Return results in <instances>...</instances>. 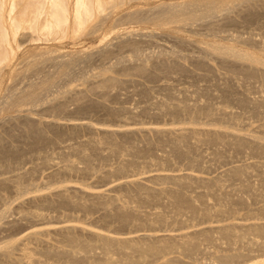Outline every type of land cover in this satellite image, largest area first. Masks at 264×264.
Masks as SVG:
<instances>
[{"label": "rangeland", "instance_id": "obj_1", "mask_svg": "<svg viewBox=\"0 0 264 264\" xmlns=\"http://www.w3.org/2000/svg\"><path fill=\"white\" fill-rule=\"evenodd\" d=\"M15 1L17 2L15 13L17 17H20V13L23 12V10L20 11L21 8L23 9V0ZM181 1L183 0H124L120 5L118 0H115L114 2L111 1L115 7L106 8L102 17H99L98 12H94V21L88 23L81 32L75 30L74 33L75 27L71 16V27L66 34L62 32L63 35L58 33L49 36V38L47 35H41L43 33L40 34V31L34 33L33 30L26 28L23 29V32L25 31V35L28 34L29 37L22 35L23 32L18 37L11 36L10 44L14 50L12 59L10 63L0 65V146L20 149V152L18 151L20 154L14 156L16 158L8 156L5 159V166H3L5 162L2 164L3 160L0 161L2 165L0 178L8 176V178L16 179L21 175L17 182L26 188H23L25 189L24 192H19L22 195L12 187L0 188V245H5L15 239L24 240L25 236L33 230L55 229L62 226H72L78 229V231L75 229L77 231L75 232L81 238L84 237L83 239H93L95 236L92 237V234L94 235L95 232L120 238L152 234L179 235L209 226L208 228L213 229L210 233L213 239L201 240L197 250L192 254L189 255L188 251H183L177 246V248L170 249L165 258L158 260L155 258L157 262L153 258L152 261H142L143 263L138 264H162L167 258L173 259L171 264H222L218 256L225 252L240 253V256L231 259L232 261L230 260L227 264H252L257 260L264 261V235L259 236V234L248 231L247 228L245 230L242 225L245 224L246 226L252 222L264 223L263 155L250 150L248 145L249 150L246 146H244L245 149L244 147L238 149L235 146L234 150L232 144L224 143L225 145H222L223 142L219 144V142L211 141H203V143L199 141L200 143L197 144L194 142L196 140H193L194 138L190 141L191 144L194 142L193 145L186 144L189 151L185 144L184 147H182L183 145L180 146L181 151L179 147L172 150L176 146L171 143V140H168L169 138L157 137L152 132L149 133L148 137L142 133L118 134L107 140L106 137L103 138L102 136L104 129L180 127L182 122L183 125H189L190 119L196 116L198 112L200 114H197V122L201 128H214L215 124L220 127L223 124L229 129L233 126L232 131L236 130L235 132L239 131L238 133L244 135L258 133L259 130L264 131V103L256 107L251 100L252 97L256 99L260 98L261 95L264 96V80L260 76L248 75L242 61L224 59L207 49L208 43L221 44L233 46L256 57L264 58V0H255L254 2L250 0L252 2L246 1L245 4L244 0H237L231 3L226 11L224 9L213 15H201L191 23L158 26L150 20L154 13L160 14L158 12L160 11L159 6ZM73 3L74 0H71V8ZM229 8L231 11L228 10ZM7 10L9 11V6ZM18 11L19 14H17ZM132 16L136 17L133 18ZM46 52H50L52 60L49 59L50 56ZM45 55L48 57L47 60ZM74 56L75 63L69 73L70 75H58L60 72L58 60ZM147 57L150 61L147 60ZM122 59H124L123 63H119ZM41 60H43L42 63ZM37 63L39 67L32 69L31 65H37ZM143 65L148 68L139 72L137 67ZM105 68H112L109 70L108 76L116 77V87L96 88V85L99 86L104 78L96 73ZM48 76L52 79L55 78V83L50 85V90L48 88H46L47 91L42 90L43 94H46L45 96L42 94L44 98L40 94L43 100L47 97L48 100H44L45 102L35 108L30 104L21 106V109L10 105L9 100L12 94L23 92L25 87L28 89L29 83L41 82ZM93 86L96 87L93 88ZM68 88H74V90L69 91ZM65 90L69 92H65ZM63 92L65 95L62 94ZM52 95H56L57 98L52 97ZM6 103H8L7 106ZM89 103L102 104L100 106L93 105V107L87 106ZM81 104H85L86 107L80 108ZM166 104L187 106L189 111L183 112L184 114L181 113V115L162 111L161 106ZM199 107L203 109L205 107V111ZM208 108L212 113H215L207 115ZM223 109H227L232 116L220 117L221 115L217 113ZM28 120L38 122L41 125L44 124L45 134L42 130L41 133L42 136L48 135L45 137L46 140L38 141L35 139L37 133L35 136L31 132L29 133L30 123H27ZM45 123H55L59 127L50 128ZM79 124L89 125L97 132L83 127L73 131L62 127L78 126ZM125 124L126 126H124ZM259 126L263 128L261 129ZM261 134L264 135V133ZM92 138H97L100 143L102 142V144L99 143L101 146H96L92 142ZM113 141L115 144L118 143L117 149L114 147ZM133 146H139V153H136V150L132 151ZM111 148L112 151L113 148L116 150L112 152L110 151ZM240 149L242 150L240 151ZM184 150L187 151L184 153ZM179 153L181 154L179 155ZM84 155H88L91 160L89 158L86 160ZM87 161L90 162L87 163ZM8 162L10 163L8 164ZM12 162L13 164H11ZM70 162L75 163L76 167L78 166L77 169L66 171L62 168ZM50 163L55 165L50 167ZM86 164L89 167L92 166L90 167L92 169L88 168ZM119 166H122L123 170L119 169ZM235 167L244 168L245 174L240 177L232 175L230 171ZM53 171L58 173L51 174ZM157 173L184 174L197 178L195 181L200 179L201 182L194 183L195 186L194 184L185 186L183 183L181 185L172 179L166 180L164 178L166 181L164 179L158 181L157 178L152 180L149 177ZM131 180H139L141 185L136 183V187L134 183L122 185L123 187L117 185ZM204 181L212 182L207 185L203 184ZM64 187L65 189L66 187L67 189L70 188L71 190L68 189L70 193L79 190V193L76 194L77 197L74 193L71 194L78 200L83 198L81 201L86 203L87 195L90 193L101 192L108 202L117 196L118 199H112L115 201L113 204L118 203L123 207H130L129 205H131V207L137 208L138 212L140 210V213H135L134 216H130V219H126L122 216L119 217L114 212L115 215L112 213L106 215L105 210H103L105 209L104 204H98L97 207L95 205L86 211L81 206L79 208L78 206L69 205L68 207L60 204L53 206L44 200L31 201V198L36 194L52 193L48 197L50 202L56 203V195H53V192L56 189H64ZM27 188L30 189L29 192ZM73 188L78 189L73 190ZM152 188L156 189V195L161 193L157 195V198L149 195V189L153 190ZM159 188H163L164 192L162 193ZM179 189L191 196L193 204L199 211L197 214L185 208L180 213L178 212V207L173 203L170 194L175 190L179 191ZM80 190L82 191L81 194L85 196H80ZM21 204L23 205L20 206ZM47 204L51 206L49 207ZM6 207L7 209L10 207V209L3 216L2 212ZM225 207L227 212L224 211L226 210ZM206 208L211 214L204 217L202 211H205ZM20 210H39L44 212L46 216L43 217V220L37 217H28L25 220L18 214L21 213ZM155 212H160L164 216V221L160 224L151 220L156 215ZM15 219L20 221L16 220L15 222ZM235 224L244 227L239 228V230L250 232L245 239H239L235 236L223 237L214 228ZM63 234L60 232L50 233L41 235L39 238L52 246L55 245L56 248H64L65 246L66 249H71L72 247L67 244ZM42 236H45V239ZM28 240L27 242L24 240L23 246L20 245L14 249L13 256L18 258L23 250L21 248L26 245L31 249L33 248L34 252L37 251L36 254L34 253V257L42 261L41 264L48 262V264H66L65 260L68 256L60 258L54 257L52 254L44 255L43 246H37L36 239ZM90 252L94 254L92 255ZM90 252L85 253L80 250L78 256L81 257L83 253V258L76 261H80L79 264H89L91 261V264L96 256L103 255V249L97 245ZM113 252L116 254L115 257L119 256L118 252ZM86 254L89 258L87 256L84 261ZM90 255L95 256L88 262L92 258ZM78 262L74 263L78 264Z\"/></svg>", "mask_w": 264, "mask_h": 264}, {"label": "bare ground", "instance_id": "obj_2", "mask_svg": "<svg viewBox=\"0 0 264 264\" xmlns=\"http://www.w3.org/2000/svg\"><path fill=\"white\" fill-rule=\"evenodd\" d=\"M20 1V0H19ZM111 1H115V0H111ZM111 1H107V0H74V3H73V6L71 8V0H23L21 3L23 4V9L21 8L20 11L23 10L22 13H20V17H17L16 16V4L17 2L15 0H11L10 1V4L8 5L9 3V0H0V65L1 64H8L10 63L11 59H12V56H13V53H14V50L12 49L11 47V44H10V38L11 36H13L14 38L15 37H18L19 34L21 32H23V29H31L34 31V33L37 31H40V34L41 32L43 34L41 35H47L48 37L49 36H52V35H56L58 33H61L62 32L64 34H66L70 27H71V16L73 17V25L75 27L74 29V33L76 31H83L87 24L94 21L93 18H94V12H98L99 14V17L103 16V12L106 10V8L108 7H112L114 5V3H112ZM120 0H118L119 2ZM124 0H121L119 3L120 5L122 4L121 2H123ZM234 1H237V0H183L181 2H178V3H170V4H167V5H161L159 6V10L158 12H160V14H157V13H154L152 17H150V20H152L155 24H157L158 26H168V25H171L173 23L175 24H179V23H191L193 20H196L198 19L199 16L201 15H204L206 16L207 14L208 15H213L215 14L217 11H221V10H224L226 11V8L230 6L231 3H233ZM246 1H249L250 0H244V4L247 3ZM255 0H253L254 2ZM252 2V1H250ZM263 3V2H262ZM253 5V3H251ZM250 4V5H251ZM118 5V4H117ZM249 5V6H250ZM8 6H9V11L7 10L8 9ZM115 7V6H113ZM157 8V7H156ZM231 8H229L228 10H230ZM73 11V13H72ZM156 11V10H155ZM231 11V10H230ZM108 12V11H107ZM148 13V12H147ZM218 13V12H217ZM250 13V12H249ZM19 14V11L18 13ZM97 14V13H96ZM111 14V13H110ZM140 14V13H139ZM145 14V13H144ZM132 15V14H131ZM134 15H136L134 13ZM151 15V14H150ZM106 16V15H105ZM146 16V14H145ZM133 17V16H132ZM136 17V16H135ZM133 17V18H135ZM149 17L147 19H149ZM203 17V16H202ZM127 18V17H126ZM139 18V17H138ZM144 18V17H143ZM246 19V18H245ZM101 20V19H100ZM103 22H104V19H102ZM99 24V23H97ZM181 24V25H182ZM188 25V24H187ZM179 27V26H178ZM76 30V31H75ZM91 30V29H90ZM94 30V28H93ZM24 34L22 35H25V31L23 32ZM33 33V32H32ZM33 33V34H34ZM90 33V32H89ZM37 35V34H36ZM63 35V34H62ZM29 37V35H25V37ZM43 37V36H42ZM46 37V36H45ZM50 38V37H49ZM53 38V37H52ZM26 39V38H24ZM35 40V39H34ZM47 40V39H46ZM61 40V39H60ZM129 40V39H128ZM131 40V39H130ZM207 49L209 52H214L216 54H218L219 56H221L222 58L224 59H232L233 61L236 60L237 62L239 61H242L243 65H245V68L247 70V73L248 75H256V76H260L263 80H264V58L262 57H256L255 55L249 53V52H245L243 50H240L238 48H235L233 46H225V45H221V44H209L207 45ZM45 53V52H44ZM49 56H50V52H46ZM40 54H43V53H40ZM144 54V53H143ZM213 54V53H212ZM78 55V54H77ZM39 56H43V55H39ZM38 56V57H39ZM52 56H53V53H52ZM60 56V55H59ZM44 57V56H43ZM46 57V55H45ZM58 57V56H57ZM134 57V56H132ZM144 57V56H143ZM170 57V56H169ZM40 58V57H39ZM48 57H46V60H47ZM130 58V57H129ZM135 58V57H134ZM182 58V57H180ZM49 59H53L50 58ZM74 59H75V56L74 57H70V58H67V59H63V60H58L59 63V74H69L71 72V69L73 68V64L75 63L74 62ZM77 59V58H76ZM36 60V58H35ZM55 60V59H54ZM121 60V59H120ZM123 60L119 63H123ZM129 60V59H128ZM147 60L148 57H147ZM146 60V62H147ZM158 60V59H157ZM37 61V60H36ZM45 61V59H44ZM61 61V62H60ZM130 61V60H129ZM150 61V60H149ZM29 62V61H28ZM31 62V61H30ZM38 62V61H37ZM43 62V60H41V63ZM46 62V61H45ZM117 62V61H116ZM115 62V63H116ZM137 62V61H136ZM39 62V64H41ZM241 63V62H240ZM84 64V63H83ZM106 64V63H105ZM38 65V63H37ZM36 64H32L31 65V68L32 69H37V67H39V65L37 66ZM77 65V64H76ZM4 66V65H3ZM112 66V65H111ZM145 65H143L142 67L139 66L137 67V69L139 70V72L141 71H145L144 68H146V66L144 67ZM171 67V66H170ZM103 68H104V65H103ZM148 68V67H147ZM146 68V69H147ZM136 69V68H135ZM166 69V68H165ZM109 70H112V68H105L103 70L100 69L101 72H98L96 73L97 75H101L103 76L104 78L101 80V82L99 83V86L96 85V86H93L98 88H112L114 87L116 84H117V81H116V77L113 78V77H109L108 76V72ZM147 71V70H146ZM233 73V72H232ZM239 73V72H238ZM70 75V74H69ZM67 76V75H66ZM79 76V75H78ZM90 77V76H89ZM94 77V76H93ZM96 78V77H95ZM55 78H50V76H48L46 79H43L41 82H38V83H29V86L27 87L28 89H26L25 87V91L22 90L23 92H20L18 94H12V96L10 97V105L12 104L13 106H16V107H21L23 105L26 106V104H30L32 107H36V106H40L41 103L45 102L44 100H48V97L46 99L43 100V96H45L43 93L42 90H46V88H50L52 86V83L54 82ZM69 81V80H68ZM119 82V80H118ZM55 83V82H54ZM98 83V82H97ZM84 84V83H83ZM51 85V86H50ZM116 87V86H115ZM66 89V88H65ZM72 89L74 90V88H68L67 90L69 91H72ZM91 89V87H90ZM50 90V89H49ZM42 93H41V92ZM47 91V90H46ZM69 91H66L65 92H69ZM40 92V93H39ZM42 96L43 94V98L40 96ZM60 94V93H59ZM63 95L64 92L62 93ZM244 94V93H243ZM49 96V95H48ZM54 95H52L53 97ZM58 96V94H57ZM57 96L55 95L54 97L57 98ZM60 96V95H59ZM52 97L50 98V100L52 99ZM262 97V95H261ZM256 98V99H253L252 97V102L255 104L256 107L262 105L264 103V96L262 98ZM55 99V98H53ZM8 100V99H7ZM245 100V99H244ZM95 102V101H94ZM176 103V102H174ZM8 103H6V106H7ZM102 104V103H101ZM100 103H89L87 104V106H100L101 105ZM9 105V106H10ZM85 104H81L80 105V108L81 107H86V105L84 106ZM79 106V105H78ZM93 106V107H94ZM104 106V105H102ZM162 107V108H161ZM160 108L162 111H169V113H172V114H175V115H181V113L183 112H187L189 111V107L187 106H181L179 104H166V105H162ZM7 108V107H6ZM193 108V107H192ZM201 110L203 109L202 107H199ZM207 108V107H206ZM226 108V107H225ZM21 109V108H20ZM31 109V108H30ZM29 109V110H30ZM191 109V107H190ZM205 109V107H204ZM203 109V110H204ZM209 109V108H208ZM215 109V108H214ZM67 110V109H66ZM192 110V109H191ZM210 110V109H209ZM207 111L206 109V113H208L207 115H210V114H213L215 112H211L210 111ZM218 110V109H217ZM199 111V110H198ZM205 111V110H204ZM201 112V111H200ZM69 113V112H68ZM195 113V112H194ZM205 113V112H204ZM133 114V113H132ZM156 114V113H155ZM184 114V113H183ZM188 114V113H187ZM191 114V112H190ZM198 115L200 114L199 112L197 113ZM197 114L196 116H193L192 119L189 118L188 116V119H190V124L189 125H183V122L181 123L182 125L180 127H152V128H145V129H119V130H109V129H104L102 130V136L103 138L106 137V139H110L112 138L113 136H116L118 134H125V135H129V134H136V133H142L145 137H148L149 136V133L152 132V134H156L157 137H165V138H169L168 140L172 141L171 143L176 146L174 147L172 145V147H174V149L172 148V150H175V148H178L180 149V146L184 147V144H185V147L190 143L191 144V139L194 138L193 140H195L194 142H202L203 141H211V142H219V144H221L220 142H223L222 145L225 143H227L228 145L232 144V146H234V150H235V146L239 148L241 147H244L248 145L249 148H251L250 150L254 151V152H257L261 155H263L264 157V135H262L261 133H264V131H258V133H252V134H249V135H244L242 133H238L239 131L235 132V131H232L231 129L233 128V126H229L231 129H229L227 126L221 124L222 126L219 127L218 124H215L216 126L218 125V127H215L214 128H201L199 127L198 123L197 122ZM217 114H220L221 116L220 117H226V116H232V114L229 113V111L227 109H223L221 111H219ZM47 115V114H46ZM153 116V115H152ZM161 116V115H160ZM27 117V116H25ZM179 117V116H178ZM184 117V116H183ZM257 117V116H256ZM28 118V117H27ZM72 118V117H71ZM114 118V117H113ZM137 118V117H136ZM227 118V117H226ZM30 119V118H29ZM220 119V118H219ZM231 119V118H230ZM233 119V118H232ZM225 120V119H224ZM29 121V120H28ZM230 121V120H229ZM240 121V120H239ZM50 122V121H48ZM186 122V121H185ZM202 122V121H201ZM28 124L30 123L29 125V130L27 128V130L29 131V133L31 132V134H33L34 136L36 135V133L38 134L36 136L35 139H37L38 141H43L44 139L46 140L47 136H42L43 134H45L44 132V124L41 125V124H38L35 123V121H29L27 122ZM125 123V122H124ZM203 123V122H202ZM226 123V122H225ZM220 124V123H219ZM227 124V123H226ZM45 125L49 126L50 128L51 127H59L58 125H55L54 124H50V123H45ZM115 125V124H114ZM162 125V124H161ZM233 125V124H232ZM260 125V124H259ZM264 125V124H263ZM46 126V127H47ZM70 126V125H69ZM62 126L63 128H67V129H70V130H77V129H80V128H86V129H89L90 131H96L94 130V128H92L91 126L89 125H86V124H83V125H74V126ZM126 126V124L124 125ZM212 126V125H211ZM48 127V128H49ZM61 127V126H60ZM260 127V126H259ZM261 128V127H260ZM263 128V127H262ZM261 128V129H262ZM26 129V128H25ZM47 129V128H46ZM10 130V129H9ZM43 131V134L41 133ZM48 130V129H47ZM62 130V129H61ZM24 131V130H23ZM40 131V132H39ZM53 131V130H52ZM55 131V130H54ZM241 131V130H240ZM97 132V131H96ZM253 132H255V130H253ZM15 133V132H14ZM24 133V132H23ZM40 133H41V136H40ZM57 133V132H56ZM47 134V133H46ZM73 134V133H72ZM19 136V135H18ZM31 136V135H29ZM54 136H55V133H54ZM155 136V135H154ZM16 137V136H15ZM33 137V136H32ZM156 137V136H155ZM55 138V137H54ZM86 139V138H85ZM93 139V138H92ZM147 139V138H146ZM96 140V141H95ZM103 140V139H102ZM148 140V139H147ZM161 140V139H160ZM18 141V140H17ZM34 141V139H33ZM36 141V140H35ZM88 141L90 142V139H88ZM106 141V140H105ZM126 141V140H125ZM1 142V141H0ZM22 142V141H21ZM20 142V143H21ZM32 142V141H31ZM83 142V141H82ZM92 142L100 147L101 145H99V141L96 139H93ZM117 142V141H116ZM191 145H193V143ZM199 142V143H200ZM208 142V143H209ZM18 143V142H17ZM38 143V142H37ZM62 143V142H61ZM74 143V142H73ZM87 143V142H86ZM106 143V142H105ZM110 143V141H109ZM114 143V141H113ZM142 143V142H141ZM159 143V142H158ZM164 143V142H163ZM72 144V143H71ZM102 144V142L100 143ZM112 144V143H111ZM122 144V143H121ZM187 144V145H186ZM189 144V145H190ZM224 144V145H225ZM7 145V144H6ZM27 145V144H26ZM48 145V144H47ZM118 145V143H114V147L116 148ZM150 145V144H149ZM171 145V144H170ZM196 145V143H195ZM13 146V145H11ZM144 146V145H143ZM18 147V146H17ZM94 147V145H93ZM97 147V148H98ZM119 147V146H118ZM139 147V146H138ZM137 146H133L132 151H137L136 153H139V148ZM192 147V146H190ZM197 147V146H196ZM200 147V146H199ZM212 147V146H211ZM244 147V149L246 148ZM247 147V149H248ZM19 148V147H18ZM188 148V146H187ZM94 149V148H93ZM117 149V148H116ZM113 148V151H112V148L110 151L114 152V150H116ZM150 149V148H149ZM243 149V150H244ZM20 150V149H19ZM18 149H15L13 147H8V146H0V161H2V164L3 162H5L6 158H8V156H19L20 153H18L19 151ZM68 150V149H67ZM105 150V149H104ZM119 150V149H118ZM166 150V149H165ZM242 149H240L241 151ZM249 150V149H248ZM74 151V150H73ZM84 151V150H83ZM144 151V150H143ZM177 151V150H176ZM179 151V150H178ZM181 151V149H180ZM183 151V150H182ZM185 151L187 150H184V153ZM188 151H189V148H188ZM214 151V150H213ZM251 151V152H252ZM20 152V151H19ZM22 152V151H21ZM93 152V151H92ZM73 153V152H72ZM75 153V152H74ZM119 153V152H118ZM121 153V152H120ZM134 153V152H133ZM178 154V152H176ZM182 155H183V152H181ZM179 153V155L181 154ZM188 153V152H187ZM255 153V154H257ZM172 154V153H171ZM26 155V154H25ZM78 155V154H77ZM94 155V154H93ZM186 155V154H184ZM192 155V153H191ZM203 155V154H202ZM258 155V154H257ZM47 156V155H46ZM69 156V155H68ZM85 156V159L87 160L88 158L90 159V157H88V155H84ZM126 156V155H125ZM21 157V156H20ZM72 157V156H71ZM223 157V156H222ZM16 158V157H14ZM19 157H17L18 159ZM22 158V157H21ZM65 158V157H64ZM68 158V157H67ZM66 158V159H67ZM92 158V157H91ZM171 158V157H170ZM20 159V158H19ZM88 159V160H89ZM134 159V158H133ZM186 159V158H185ZM28 160V159H27ZM91 160V159H90ZM161 160V159H159ZM223 160V159H222ZM68 161V160H67ZM135 161V160H134ZM163 161V160H162ZM166 161V160H165ZM181 161V160H180ZM11 162V161H10ZM8 162V164L10 163ZM14 162H15V159H14ZM20 162V161H19ZM48 162V161H47ZM90 162V161H87V163ZM105 163V162H104ZM127 163V162H126ZM125 163V164H126ZM168 163V162H167ZM6 162L4 163L3 166H5ZM13 164V162L11 163ZM61 164V163H60ZM130 164V163H129ZM160 164V163H159ZM190 164V163H189ZM188 164V165H189ZM252 164V163H251ZM55 164L53 163H50V167L51 166H54ZM87 165V164H86ZM121 165H124V164H121ZM128 165V164H127ZM169 165V163H168ZM2 165L0 164V167ZM88 166V165H87ZM86 166V167H87ZM244 166V165H243ZM8 168V166H6ZM10 167V166H9ZM78 167V166H77ZM75 163H69L67 165H65L64 167H62L63 169H66V171L68 170H75L77 169ZM83 167V166H82ZM92 167V166H90ZM88 166V168H90ZM233 167V166H232ZM5 168V167H4ZM16 168V167H15ZM84 168V167H83ZM87 168V169H88ZM123 167L122 166H119V169L123 170L122 169ZM248 168V167H246ZM34 169V168H33ZM61 169V168H60ZM92 169V168H90ZM89 169V170H90ZM167 169V168H166ZM244 168L242 167H235L234 169H232L230 171V173L234 176H237V177H240L242 175H244ZM257 169V168H256ZM5 170V169H4ZM15 170V169H14ZM117 170V169H116ZM120 170V171H121ZM228 170V169H227ZM40 171V170H39ZM64 171V170H63ZM62 171V172H63ZM79 171V170H78ZM86 171V170H85ZM254 171V170H253ZM55 172L57 171H53L51 174H55ZM72 172V171H71ZM90 172V171H89ZM103 172V171H102ZM115 172V171H114ZM58 173V172H57ZM70 173V172H69ZM84 173V171H83ZM82 173V174H83ZM127 173V172H126ZM222 173V172H221ZM229 173V171H228ZM60 174V173H59ZM230 174V175H231ZM5 175V174H4ZM57 175V174H56ZM21 176V175H20ZM20 176H16L17 178L15 179H12V178H8L7 177H3V178H0V188L1 187H12L16 190L17 193L19 192H24L25 189L23 188H26L24 185H19L21 183L18 184V180H20ZM25 176V175H24ZM51 176V175H50ZM217 176V175H216ZM222 176V175H221ZM233 176V177H234ZM55 177V176H54ZM59 177V176H58ZM100 177V176H99ZM150 178H157L158 181L159 179H172V180H175V182L177 183H180L181 185H192V184H196V182L200 181V179H198L197 181H195V177H191V176H188V175H168V174H160V173H157V174H154V175H150L149 176ZM148 178V177H147ZM201 178V177H200ZM218 178V177H217ZM143 179V178H142ZM164 179V180H165ZM214 179V178H213ZM148 180V179H147ZM151 180V179H149ZM165 180V181H166ZM207 180V179H205ZM58 181V180H57ZM208 181V180H207ZM64 182V181H63ZM152 182V181H150ZM149 182V183H150ZM168 182V181H167ZM166 182V183H167ZM201 182V181H200ZM209 182H212V181H209ZM209 182H206L204 181L203 184H207ZM58 183V182H56ZM134 183V186H135V183L138 184V185H141L140 181L139 180H131V181H126V182H122V183H119L117 185H119L120 187L122 185H128V184H132ZM153 183V182H152ZM155 183H158V182H155ZM171 183V182H169ZM174 183V182H173ZM183 183V184H182ZM194 184V186H195ZM210 184V183H209ZM164 185V184H163ZM66 186V185H65ZM106 186V185H105ZM149 186V185H148ZM159 186V184H158ZM22 187V188H21ZM70 187V186H68ZM123 187V186H122ZM127 187V186H126ZM130 187V186H129ZM136 187V186H135ZM143 187V185H142ZM145 187V186H144ZM3 188V189H4ZM117 188V187H116ZM147 188V187H146ZM150 188V187H149ZM168 188V187H167ZM185 188V187H183ZM223 188V187H222ZM241 188V187H240ZM70 189V188H68ZM68 189L66 187H64V189H56L55 192H53V195H56V203L55 202H50V199H49V194H52V193H42L39 195L36 194L34 195L32 198H31V201L32 200H37L39 199L40 201L44 200L45 202L51 204V205H56V204H60L61 206H81L82 209L85 208L86 211L87 209L90 207H94L96 205V207L98 206V204H104V208H101L103 210H105L104 212H106V215L107 214H113V212L116 214V215H119V217H124V218H128L130 219L133 214L135 215L136 214H139L140 213V210L138 212V209L135 208V207H131V205H129L130 207H123V205L120 206V204L116 203V204H113L115 203V201L112 199H118V198H112L111 199V203L107 201V199L104 198V195L101 193V192H96V193H90L88 196V200H87V203L86 202H83L81 201L82 199L79 198V200L76 198L77 197V193H79L76 189L78 188H73V190L75 189L76 191H73V193L76 195L73 196L70 191L68 192ZM142 189V188H141ZM153 189V188H152ZM261 189V188H260ZM30 190L29 188H27V191ZM71 190V189H70ZM144 190V188H143ZM154 190V191H153ZM149 189V195H152V196H155L157 198V195L161 194L159 192V194H155V190L156 189ZM159 190L161 191L162 190V193L164 192L163 191V188H159ZM181 189H179V191H174V192H170L171 194V198H172V201L173 203H175V206L178 207V212L180 213L181 210H183V208L185 209H188L190 211H192V213H196L197 214V211L198 209L196 208L195 204H193L192 202V199H191V196L188 195L186 192L183 193L182 191H180ZM81 191V190H80ZM141 191V190H140ZM146 191V190H145ZM173 191V190H171ZM242 191V190H241ZM263 191V190H262ZM29 192V191H28ZM90 192V191H89ZM147 192V191H146ZM70 193V194H68ZM82 193V191L80 192V194ZM84 193H87V192H84ZM157 193V192H156ZM21 194V193H19ZM24 194V193H23ZM26 194V192H25ZM79 194V195H80ZM22 195V194H21ZM80 196H85L83 194H81ZM106 197V196H105ZM148 197V196H147ZM169 197V198H170ZM111 198V197H110ZM204 199V198H203ZM10 200V199H9ZM1 201V199H0ZM53 201V200H52ZM89 201V202H88ZM128 201V200H127ZM144 201V199H143ZM158 201V200H157ZM161 201V200H160ZM200 201V200H199ZM203 201V200H202ZM145 202V201H144ZM195 202V201H194ZM198 202V200H197ZM4 203V202H3ZM8 204V203H7ZM19 204V203H18ZM47 204V205H49ZM131 204V203H130ZM139 204V203H138ZM151 204V203H150ZM170 204V203H169ZM205 204V203H204ZM6 205V204H5ZM23 204H21L20 206H22ZM35 205V204H34ZM49 205V207L51 206ZM171 205V204H170ZM202 205V203H201ZM219 205V204H218ZM32 206V205H31ZM42 206V205H41ZM58 206V205H57ZM100 206V205H99ZM136 206V205H135ZM215 206V205H214ZM220 206V205H219ZM264 206V205H263ZM39 207V206H38ZM223 207V206H222ZM231 207V206H230ZM100 208V207H99ZM199 208V207H198ZM207 208L209 209V207L207 206ZM206 208L203 209L205 211H202L204 217L206 216H209L211 213L210 211ZM226 208V207H225ZM9 209L10 207L7 209L4 210L3 209V216H5L6 213L9 212ZM84 209V210H85ZM97 209V208H96ZM177 209V208H176ZM232 209V207H231ZM263 209V208H262ZM93 210V209H91ZM174 210V209H173ZM211 210V209H210ZM221 210V209H220ZM255 210V209H254ZM214 211V210H213ZM225 212H227V208L226 210H224ZM222 210V212H224ZM260 211V210H259ZM21 213H18L21 215V217L25 220H27L26 218L28 217H31V218H40L43 220V217L46 216V214L44 212H41L39 210H20ZM189 212V211H188ZM199 212V211H198ZM216 212V211H215ZM221 212V211H220ZM221 212V213H222ZM142 213V212H141ZM145 213V212H144ZM156 215L151 218L152 222L154 223H159L164 221V216L163 214H161L160 212H155ZM154 213V214H155ZM173 213V212H172ZM255 213V212H254ZM113 214V215H115ZM199 214V213H198ZM217 214V213H216ZM105 215V214H104ZM133 215V216H134ZM144 215V214H143ZM149 215V214H148ZM147 215V216H148ZM223 215V214H221ZM2 216V217H3ZM15 216V215H14ZM139 216V215H138ZM137 216V218H138ZM193 216V215H192ZM196 216V215H195ZM21 217L19 216L20 220H21ZM141 217V216H139ZM199 217V216H198ZM241 217V216H240ZM30 218V219H31ZM116 218V217H115ZM172 218V217H171ZM192 218V217H191ZM216 218V217H215ZM22 219V220H23ZM30 219H28L30 221ZM175 219V218H174ZM16 220L18 219H15V222ZM18 220V221H20ZM35 220V219H34ZM104 220V219H103ZM108 220V219H107ZM144 220V219H143ZM148 220V219H147ZM150 220V219H149ZM167 220V219H166ZM14 221V220H13ZM118 221V220H117ZM125 221V220H124ZM235 221V220H234ZM258 221V220H257ZM42 222V221H41ZM76 222V221H75ZM127 222V221H126ZM140 222V221H139ZM181 222V221H180ZM183 222V221H182ZM23 223V222H22ZM11 224V223H9ZM14 224V223H13ZM43 224V223H42ZM244 227H245V230L248 229V231L250 230L251 232H254L256 234H259V236H262L264 235V223L263 222H252L250 223L249 225L247 224L245 226V224H242ZM241 226H237L236 224L235 225H224V226H221V227H214L215 229H217L219 231V233H221V235L223 237H232V236H235L239 239H245L247 237V235L250 233H247L245 230L242 231V230H239V228L241 229ZM36 226V225H35ZM33 226V227H35ZM91 226V225H90ZM156 226V225H155ZM209 227V226H208ZM208 227H205V228H201V229H197V230H194L192 232H188V233H183V234H179V235H166V234H152V235H146V236H134V237H125V238H120V237H114V236H110V235H106V234H103V233H97L95 232L94 235L92 234V237H94L93 239H83L84 237H80L79 234H77L76 232L78 231V229L76 228H73L72 226H62V227H58V228H55V229H42V230H33L31 231L30 233H28L26 236H25V241L27 242L28 239H36L35 242H36V245L37 246H43L42 249H44L45 253L44 255L48 254H52L55 256H58V257H62V258H65V256H68L65 260L66 264H75L77 263L78 261H76L77 259H82V255L81 257L78 256L80 254V250L81 251H84L85 253H89L90 251H92V249L97 245L100 246L102 249H103V255H99L96 256L94 258V256H92L94 253H91L92 255H90L92 258L88 260V262L90 260H92V263L91 264H138L142 261H147V260H153V258L155 259H159V258H165L166 256V253L167 252H170L169 250L170 249H174V248H178L180 247L181 249H183V251H188L187 253L192 254L194 251L197 250V246L198 244H200L199 242L203 239H207V240H212L213 237L212 235L210 234L212 232V228H208ZM242 227V228H244ZM3 228V227H2ZM247 228V229H246ZM7 229V228H6ZM77 231H76V230ZM81 229V228H79ZM214 229V230H215ZM238 229V230H236ZM104 230V229H102ZM76 231V232H75ZM84 231V229H83ZM87 231V230H86ZM155 231V230H154ZM57 232H60L61 234L64 233V238L66 239V242H68L67 244L70 245V247H72L71 249H66L65 246L64 248H56L52 245H50L47 241H44V240H40V236L41 235H44V234H50V233H57ZM80 232H82L80 230ZM90 232V231H89ZM115 233V232H114ZM82 234V233H81ZM88 235V234H87ZM91 235V233H90ZM253 235V234H252ZM43 237V236H42ZM45 237V236H44ZM43 237V238H44ZM91 237V238H92ZM218 238V237H217ZM226 238V239H227ZM236 238V239H237ZM45 239V238H44ZM49 239V238H48ZM47 239V240H48ZM24 240H11L9 241L7 244L5 245H0V264H41L42 261H40L38 258L35 259L34 257V253L36 254V252H34L30 247H27L26 245L24 246V248H21L23 249L22 250V253L20 254V256L17 258L15 256H13V252H14V249H16L17 247H19L20 245H24L22 243H24L25 241ZM63 240V239H62ZM238 240V239H237ZM252 240V239H251ZM30 241V240H28ZM33 241V240H32ZM34 242V241H33ZM63 242V241H62ZM203 242V241H202ZM234 242V241H233ZM29 243V242H28ZM1 244V243H0ZM27 244V243H26ZM217 244V243H216ZM67 245V246H68ZM36 246V247H37ZM69 247V248H70ZM250 247V246H249ZM199 248V247H198ZM19 249V248H18ZM41 249V248H40ZM35 250V249H34ZM37 250V249H36ZM39 250V248H38ZM89 251V252H88ZM118 252L119 253V256L115 257L114 255L116 254H113L114 252ZM175 251V250H174ZM220 251V250H219ZM250 251V250H249ZM43 252V250H42ZM182 252V251H181ZM101 254V252H100ZM243 255V253H242ZM252 255V254H251ZM84 261L86 260L85 258L88 256L87 254L84 255ZM101 256V257H100ZM240 256V253H224L219 257V261L222 263V264H227V262L229 263L231 259H234L236 257ZM50 257V256H49ZM98 257V258H97ZM89 258V256H88ZM155 259V260H156ZM68 260V261H67ZM151 260V261H152ZM156 260V262H157ZM173 260V259H172ZM171 258H167V260L163 261L162 264H171ZM260 260V259H259ZM83 261V260H81ZM218 261V260H217ZM232 261V260H231ZM40 262V263H39ZM75 262V263H74ZM80 262V261H79ZM78 262V264H79ZM91 262V261H90ZM89 262V264H90ZM150 262V261H149ZM43 263L44 260H43ZM49 263V262H48ZM47 263V264H48ZM82 263V262H81ZM143 263V262H142ZM146 263V262H145ZM46 264V263H45ZM86 264V263H85ZM150 264V263H149ZM188 264V263H187ZM247 264V263H246ZM252 264H264V261H256Z\"/></svg>", "mask_w": 264, "mask_h": 264}]
</instances>
